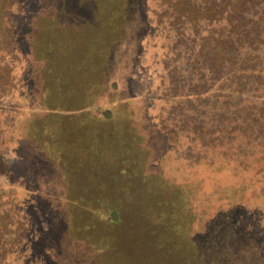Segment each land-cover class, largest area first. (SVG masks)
I'll return each mask as SVG.
<instances>
[{"label": "rangeland", "instance_id": "1", "mask_svg": "<svg viewBox=\"0 0 264 264\" xmlns=\"http://www.w3.org/2000/svg\"><path fill=\"white\" fill-rule=\"evenodd\" d=\"M14 1L12 53L0 57L9 69L0 79V195L22 241L9 264H264V68L237 93L239 129L231 104H216L220 86L207 64L187 56L196 27L179 25L166 0ZM60 26V54L36 75L29 41ZM109 71L121 75L119 89L84 104L72 96L91 77L109 83ZM62 93L52 111L70 129L68 116L112 111L90 124L99 139L86 127L73 130L79 143L68 151L42 140L46 105L58 106ZM228 181L250 183L244 202L234 188L226 193ZM107 200L118 219L102 211ZM220 212L256 235L252 246L234 248Z\"/></svg>", "mask_w": 264, "mask_h": 264}, {"label": "trees", "instance_id": "2", "mask_svg": "<svg viewBox=\"0 0 264 264\" xmlns=\"http://www.w3.org/2000/svg\"><path fill=\"white\" fill-rule=\"evenodd\" d=\"M139 1L128 0V4L136 6V2L139 4ZM14 4V0H0V57L3 60L12 53L10 41L13 40L14 34L9 26L12 20L9 19L8 15L11 13V8ZM164 4L167 5V12L178 14L179 25H183L182 23L186 22L190 23L191 28L196 27L191 30L196 31L195 34L190 33L191 35L189 36L191 42L189 43L190 46L186 49L187 56L194 60L193 55H198V59L196 60L198 68L207 64L206 72L212 74V78H216L220 86L216 104H231L232 111L237 114L232 116L234 119L233 126L244 129V127H239L240 123H238V121L243 120V113L240 109L242 105L237 93L239 95L244 93L251 78L257 76L263 70L262 68H264V0H166ZM113 8L114 5L109 3L107 11L110 13L109 17L111 19L115 17ZM127 10L126 4L119 5L117 9L118 16L121 15L119 19L126 17L125 13ZM62 26L56 27L54 33L46 34L40 40L31 39V42L29 41L31 48L30 60L34 64L36 75H38V70L40 73L45 70L43 64L45 59H49L55 63V57H58V54H60L61 44L56 41V38L59 37L58 33L64 29ZM187 29H190L189 26H185V35H187ZM110 41L108 47H111ZM122 47L125 48L126 44H123ZM7 70H9L7 66H0V79L5 76ZM107 78L109 83L102 79L101 84L94 82L93 77L89 78L87 82L89 84L86 83V86L82 87L84 91H78L77 94L73 91L74 94L72 96H75L76 101L83 104L89 102L91 99L104 98L102 97L104 96V91H106V95L114 92L111 90L119 89L116 84L118 81L123 80L121 75L114 71H109ZM94 85H101V88L93 89ZM65 95L68 94L62 93L59 96L58 106L55 105L56 102L47 103L46 107L51 110L49 114L45 115L48 120L47 125L49 126L45 127L41 125V134L44 137L42 140L53 141L51 145H55L53 150L56 148L57 151H59V148L63 151H68L70 147L79 143V140L75 137V141L71 138V134L73 135L74 131V134H82V131L86 127V132L93 136L94 141L99 139L101 131H97V126L93 130L91 125L96 122H104L103 118L110 119L113 115L110 109H103V112L100 114L101 117L93 111H82L71 117L68 116L74 120L70 129L68 122L65 120L67 116L61 113L56 114L52 111L54 108L61 106L65 101ZM48 97L52 99L54 96L50 93ZM84 108L85 106H80V109L83 110ZM78 118L80 119L78 120ZM248 118L255 123H259L257 117H249L248 115ZM84 119H87V121ZM77 122L81 124L79 125ZM84 123H87V125L84 126ZM245 123L249 125L248 119L245 120ZM225 171L227 169H224ZM249 185L250 183L245 181H228L226 193L229 194L233 190L232 188H234V191H237V197L241 199L242 197H246L244 190H247ZM58 189L66 192L63 188ZM241 195L243 196L240 197ZM69 197L68 195L67 198ZM241 200L244 202V198ZM3 204L5 205V202L2 195H0V264H9L13 249L18 248L22 241L19 236H13V227H18V223L13 224L9 221V213L3 208ZM105 204L104 208L101 206L102 211L107 212L106 214L109 215L111 220L118 219L119 211L116 210L115 204H112L110 200H107ZM67 205L68 210L70 207L73 208L72 210H76L75 206L71 205V201ZM50 208L53 209L55 206L50 205ZM220 213L221 221L218 223L220 231L223 234L229 231L231 235L228 239L232 240L234 248L243 252V248L252 246V241L254 238L256 240V235L250 232L245 233V231L238 232L231 218L227 216V213ZM73 214L71 213L74 219L75 216ZM237 222H241V219ZM223 238L225 237L223 236ZM217 246L220 247L219 244Z\"/></svg>", "mask_w": 264, "mask_h": 264}]
</instances>
